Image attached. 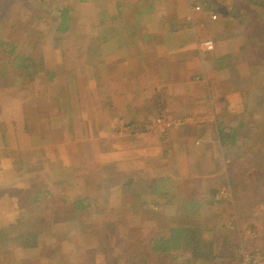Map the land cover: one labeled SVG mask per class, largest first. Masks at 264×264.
I'll list each match as a JSON object with an SVG mask.
<instances>
[{"label":"rangeland","instance_id":"obj_1","mask_svg":"<svg viewBox=\"0 0 264 264\" xmlns=\"http://www.w3.org/2000/svg\"><path fill=\"white\" fill-rule=\"evenodd\" d=\"M162 1L152 6L163 9ZM172 1L170 6H178L172 20L196 33L198 62L204 80L215 70L231 77L222 85L213 103L204 91L198 92L199 97H204L199 98L198 107L193 109L187 106L184 100L187 91L181 87L183 91H177L178 96L166 99L158 96L151 108H144L151 115L148 125L133 122L111 126L112 133L125 136V140L141 134L156 139L160 150L154 162L158 161L159 165L153 163L139 168L142 157L133 159L126 149L131 146L126 143L123 157L126 165L113 161L105 164L106 148L116 151L117 140L110 142L115 144L109 147L104 142L107 134H100V126L82 118L80 122L75 121L74 113L78 114L72 106L76 97L72 91L81 88L69 78V65L73 56L84 63V49L91 46L87 43L88 36L99 42L102 35L110 37L112 32H117L118 16L114 14L112 21L106 23L109 30L102 31L95 14L104 8L114 9L118 0H0V41L14 46L0 47V149L5 151L16 130L19 135L21 129L25 134H35L38 125L40 134L49 135V129L63 122L60 116L64 119L65 115L61 113L71 118L74 135L82 138L80 141L93 138L89 142L92 149H86L90 155L87 162L91 165L86 171L70 174L73 161L67 159L66 168H57L60 173L54 180L47 177L45 181L30 180L32 174L36 176V165L31 162H25L23 170L13 168V173H0V234L37 235L36 245L23 250L7 239L10 235L6 237L0 246V264H264V6L261 9L250 5V0H210L211 8L218 10L222 18L216 27H209V23L203 22L202 14L193 16V24L186 21L189 1L198 0ZM202 1L205 0L197 3ZM45 2L49 7L68 10L67 18L76 34L63 32L56 37L61 40L51 39L48 33L57 26L59 18L57 10L51 13ZM257 2L264 5V0ZM236 10L240 12L239 21L233 18ZM248 21L250 25L245 26ZM244 27L248 36L238 38ZM200 33L205 37H200ZM219 40L231 55L222 60L225 64L221 65L222 69L215 68L213 62L206 64L214 42ZM23 55L30 58V62L25 61L27 70L20 66ZM212 78L214 84L220 80L218 76ZM137 79L138 91L131 96L135 103L147 97V91H142V80ZM90 81L96 83V80ZM153 89L157 91L159 87L153 86ZM189 94L192 96V90ZM37 99H40L38 104ZM30 101L34 107L29 106ZM200 126L207 127L208 137L212 131L214 139H218L215 146L221 154L214 168L211 165L216 161H211L207 154L197 168L192 165L195 154H183L180 164L177 156L182 152L170 145L173 141L170 129L179 131L181 136L191 127L201 133ZM230 142L234 146L226 150L224 147ZM118 147L123 151L122 143ZM54 170L46 168V176ZM62 172L67 174L63 176ZM229 181L236 188L231 189ZM153 185L159 186V192L151 191ZM162 186H166L167 193ZM185 198L202 206L206 200H215L208 210L199 208L201 214L195 221L199 229L192 233L190 241L201 254L209 248L216 256L212 262L196 258L191 249L167 255L151 251L149 240L169 233L179 221H186L182 216L187 208ZM83 199L86 200L80 206L74 205ZM14 220L17 226H12ZM176 256L179 257L173 258Z\"/></svg>","mask_w":264,"mask_h":264},{"label":"crops","instance_id":"obj_2","mask_svg":"<svg viewBox=\"0 0 264 264\" xmlns=\"http://www.w3.org/2000/svg\"><path fill=\"white\" fill-rule=\"evenodd\" d=\"M82 1L90 2V0ZM118 2L114 9L104 8L103 10H98L99 12L95 14V19L98 20L97 24H99L98 28L102 29V31L109 30V28H106V23L112 21L114 14L118 16L119 24L117 25V32H112L113 35L110 37L100 34L102 36L99 42L97 40H90L91 37L88 36L87 43L88 46H91L84 49V63H82L81 58L77 59L73 56V60L69 65V71L67 70L70 74L69 78L72 79L75 85L77 83L76 86L81 88L80 91H72V95L76 96L73 98L75 100L72 106L78 114L75 116L73 112L74 118L77 122H80L82 118L85 121L89 120V122L100 126V130H98L103 136L107 134V137L103 140L109 147L111 144H115L110 142L117 140L116 151L112 148L113 151L110 152L106 148L107 151L104 155L108 158H106L105 162L103 161L105 164H113V161L117 165L118 163L126 165V158H123L125 156L124 146L126 143L128 146H131L126 149L129 150V155L131 154L133 159L134 157H136L135 159L139 156L142 157L139 168L153 163L159 165L158 161L154 162L160 150L157 148L156 139L151 135L146 136L145 134H141L131 136L129 140H125L127 139L125 136H115L112 133L111 126L133 122H143L144 125H148L150 123L148 119L151 115L149 112L143 111L144 108H151L150 105L156 103L154 100L158 96H163L165 99L171 95L178 96L177 91L182 90L181 87L184 91H187V97H183L187 106L189 105L193 109L198 107L199 103L197 101L200 100L198 92L202 91L208 94L207 97L213 103L221 93L223 89L222 85L226 84L231 76L226 75L221 70L218 71L220 72L218 75L217 70H215L212 76H218L220 78L218 82L214 84L215 80H213L211 75L204 80L205 78L201 76L202 70H200L198 62L196 33L185 24L182 23V26H179L172 20V16L175 14L173 11L176 10V7L178 9V6L174 7L176 4L170 6V4L174 3L172 0H163L162 3L165 4L163 9L152 6L154 2L158 5L160 0H118ZM206 2L211 6V1L205 0V4H203L207 6V11L206 14H203L202 20L209 23V27H216L220 22L210 19L208 13L210 7H208ZM89 6L97 10V7L90 4ZM140 20L143 23L140 24ZM248 25H250L249 21L245 26ZM70 28L72 29L70 34H76L72 26ZM244 28V32L238 38L248 36L247 27ZM200 37L204 38L205 35L201 36L200 33ZM222 43L220 40L214 42V49L207 57L206 64L209 62L208 65H211L210 63L213 62L215 68L218 69H222L225 66V64H222V60L229 59L231 55L227 50L228 48L223 47ZM218 63H220V68L218 67ZM221 65H223L222 68ZM198 76L199 81L197 80ZM137 77L142 80L144 88L142 91H147V97H144L145 101H136L135 103L131 100V96L135 94L136 90L138 91L139 85L135 84L138 81ZM90 80H96V83L92 84ZM123 85L124 89L121 90ZM153 86H158L159 90H154ZM68 88L72 90L70 86ZM191 90L192 96L189 94ZM39 100L37 99L36 104L39 103ZM181 100L183 99L178 98V101ZM77 104L79 105L77 106ZM48 105L50 104L48 103ZM24 106L27 107V103ZM29 106L34 107V102L30 101ZM61 114L65 115L64 119L59 115L63 122L56 123V127L49 129V135L40 134L39 129H37L38 125L35 126V134H25V130L21 129L22 133L19 135V132L16 130V136L11 138L5 146L6 152L0 149V156L4 158L0 157V168L2 169L0 173H13V168H18V171L23 170L25 162H31L34 166L36 165V176L30 174V180L40 181L43 179L45 181V177L48 180H54L57 178L58 173H60L57 171V168H66L67 159L73 161L71 162L73 165L69 164V168H71L70 174L74 171L83 172L87 168L90 169L91 165L87 162V157H90V155L86 153V149H92L89 142L93 138H85L80 141L82 138L79 139L77 135H74L75 128L73 125L71 126L73 124V122L71 123V118L69 119V116L65 113ZM67 119L69 120L67 121ZM104 128L108 129L103 132ZM199 129L201 133L198 134L196 127L188 128L184 130L181 136L179 135V131H175L173 128L170 129L169 134L173 138L170 145L177 146L182 152L177 156L180 164L183 154H195L196 156L192 165L197 168L201 166L203 155L207 154V157L211 158V161H216L215 164L211 165L214 168L218 164V157L221 154V150L215 146L218 139H214L215 133L212 131L210 137H208L209 133L205 132L207 127L200 126ZM79 132L83 133L84 131ZM115 137L118 138L115 139ZM198 138L200 140H197ZM10 141L12 144H10ZM118 142L122 143L123 151H120L121 148L118 147ZM140 145L143 148H138ZM56 146L58 148H55ZM81 147L82 149H80ZM144 148L146 149L144 150ZM151 149H153L152 152ZM169 150L171 151V148ZM25 152H27V155H25ZM68 152H71L73 155H69ZM93 154L94 151L91 155ZM163 157L161 156V158ZM70 158L72 159L70 160ZM75 164H78L80 167L76 168ZM150 165L148 168H150ZM181 167L185 168L183 165ZM46 168H55L56 171H48L46 176ZM64 174L67 173L62 172L61 175L64 176Z\"/></svg>","mask_w":264,"mask_h":264},{"label":"trees","instance_id":"obj_3","mask_svg":"<svg viewBox=\"0 0 264 264\" xmlns=\"http://www.w3.org/2000/svg\"><path fill=\"white\" fill-rule=\"evenodd\" d=\"M199 1L200 0L195 1V2H199ZM257 1L258 0H250L249 4L250 5L260 6V7H262L261 9H263L264 5L261 2L258 3ZM202 2L204 3L205 1H202ZM42 3H44V2H42ZM206 4H207V2H206ZM45 5L48 6L47 2H45ZM208 7L211 8V6H209V5H208ZM47 9H49V11L51 13L53 11L56 12V10H57L58 18H59V22H58L57 26H55L53 28V30L48 33V34L52 35L51 39L56 40L57 39L56 37L59 34L61 35V33H63V32H65V34L66 33L68 34L70 31H72V29L70 28L71 27V25L69 23L70 21L67 18V15H68V10L67 9L64 8V10H59L57 7H54V6H50V7L48 6ZM210 12L211 13L220 14L218 10H214L212 8H211ZM233 13H234L233 18L239 21V19H237L238 17H240L239 10H236ZM39 19L40 18H38L37 20H39ZM218 22H220V21H218ZM240 23H242V22H240ZM5 45L9 47V45H11V44H8L5 41L1 40L0 41V47H3ZM11 47L14 48L13 45H11ZM10 51H13V50H10ZM26 60L29 61L30 58L29 57L25 58L24 55L21 56L20 59H19V61L22 62L20 64V66L22 67V70H27L26 67H28V65L25 62ZM224 139H225V137H224ZM224 139H223V141H224ZM232 144L233 143L230 142L224 148L226 150H227V148L231 149L234 146ZM231 183H232V181H229V184L231 185V189L236 188V186L231 184ZM158 187L159 186L153 185V187H151L150 189H151L152 192H159L158 190L160 188H158ZM165 187L166 186H164V187L162 186V190ZM164 193H167L165 189H164ZM183 197H185V194L183 195ZM213 199H214V197H213ZM85 200L86 199H83V201L82 200H78L77 202L74 203V205H76L78 207ZM184 201L186 203L185 207H187V208H184L182 216H184L186 221H182V222H186L187 224L182 223V222L179 221L176 224L177 226L173 225L170 228L169 233L165 232V233H163L161 235V237L149 240V245H150L151 251L152 252H156L158 254L167 255V254H173V253H177V252L182 253V252H184L186 250L191 249L192 253L196 256V258L202 257V261L212 262L216 256L214 254H212V252L209 251V248L208 249L204 248V250L205 249L206 250L204 251V254H201L200 249L198 247L193 248V246H191V242L190 241L192 240V233L194 234V232L195 231L197 232V229H199L198 226H197V223L195 221L198 219L197 217H199L200 214H201L200 210L203 209V208H204V210L205 209L208 210L210 207L214 206L215 200H212V198L209 199V200H206V201H204L203 206H202V204L200 202L196 203L195 201H188L186 198L184 199ZM199 208H200V210H199ZM14 222H15V220L12 222V226L13 225L17 226L18 224H15ZM189 222H191V223L189 224ZM210 225L211 224L209 223L208 226H210ZM9 235L10 234H7V235L0 234V239H1L0 240V246H3L2 242ZM7 239H9V241L12 242V244L16 243L17 245L15 244V246L20 247L21 250H23L25 248L26 249L27 248H31L34 245H36V243H37V235H36V233H27V232L20 233L19 232L18 235H16V234L10 235ZM207 250H208V253H206ZM179 256H176V257H173V258L177 259Z\"/></svg>","mask_w":264,"mask_h":264},{"label":"built area","instance_id":"obj_4","mask_svg":"<svg viewBox=\"0 0 264 264\" xmlns=\"http://www.w3.org/2000/svg\"><path fill=\"white\" fill-rule=\"evenodd\" d=\"M207 10H206V6L204 5V4H202V3H197V2H193L192 3V1H189V14H188V16H187V18H186V21L187 22H189V23H192L193 24V22H194V20H193V16L195 15V14H204V12H206ZM209 16H210V19L212 20V21H219V20H221V18L222 17H220V15L219 14H217V13H209ZM174 20H178V18H174ZM206 44H204V46H205ZM204 46H202L201 45V47H204ZM204 96H201L200 98H203Z\"/></svg>","mask_w":264,"mask_h":264}]
</instances>
